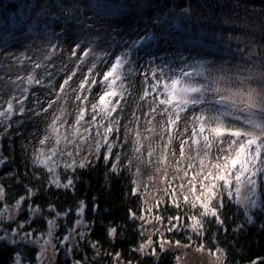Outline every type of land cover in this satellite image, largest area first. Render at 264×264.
<instances>
[{
    "label": "trees",
    "instance_id": "1",
    "mask_svg": "<svg viewBox=\"0 0 264 264\" xmlns=\"http://www.w3.org/2000/svg\"><path fill=\"white\" fill-rule=\"evenodd\" d=\"M185 8L189 9L187 15ZM182 13L184 25L176 29L174 25L180 19H174L173 14ZM126 33L134 36L151 33L156 37L137 48L147 54L155 55L164 47L165 51L201 55L202 70H191L188 72L191 77L183 79L197 87H219L223 90L220 95L256 87L264 79V42H256L264 39V0H0V111L7 109L9 101L14 109L0 116V212L8 206L17 208L13 221H0L1 237L4 230L9 235L14 234L11 239L0 240V264H38L39 247L31 243V236L47 233L51 221L57 220V236L63 243L80 219L88 224L85 235L77 231L72 246L68 242L59 244L53 264H178L182 252L180 256L172 249L162 251L157 247L160 238L183 245L191 243L195 250L198 246L213 252L219 250L221 264H264V174L255 178L254 188L245 185L249 204L232 199L227 190L224 192V206L220 210L223 225L213 218H205L203 236L193 232L190 226L167 230L178 223L170 220L174 216H181L186 225H191L188 217L198 213L200 208L190 209L183 202L181 193L187 195L188 192L178 186L181 180L168 178L165 194H156L154 187H149V181L162 175V155L167 157L166 161L181 160L183 155L187 161L180 168H187L189 163L197 164L195 160H188V155L195 152L187 145L183 146L182 153L181 140L191 144L189 138L195 127L192 115L199 114L207 105L188 107L182 112L170 138L164 131L168 127V115L161 114L165 105L161 108L156 105L158 88L154 85L157 83L142 75L130 58L126 60L127 75L123 80L127 100L121 101L122 111L118 108L114 113V118L119 119V132L108 137L110 140L114 135L119 137L112 149L118 162L104 160V146L98 149L99 159L89 154L86 159L92 164L85 163L75 170L66 167L67 161L65 165H58L57 173L49 172L40 163L42 143L32 138V131L37 129L38 134L41 128L50 131L56 116L52 108L57 105L53 104L51 114L49 109L46 112L43 109L50 100L57 99L67 65L74 63L83 47L96 46L103 48V52L110 48L123 53L122 39ZM249 40L254 51L247 50ZM18 49L40 50L39 54L50 60L39 63L43 64L40 68L30 59L25 60V69L30 72L12 83L7 54ZM190 67L194 68L195 64L190 63ZM29 76L42 83H32L29 89ZM180 76L177 74L174 78ZM142 78L145 84L141 83ZM14 84H18L19 89L22 87V91L15 98L6 99L1 89L6 87L9 93ZM100 84L96 81L88 94L89 104L97 100L95 93ZM21 93L24 97H20ZM73 93L70 82L57 99L61 102L59 106L67 103L70 107ZM213 97L219 99V95L211 92L205 99ZM78 106L75 100L76 113ZM211 107L215 110L213 115L229 113L223 117L226 124L247 127L243 123L247 115L238 107L221 104ZM237 116L239 119H235ZM85 119L91 117L86 115ZM97 123L109 125L107 120L99 118ZM96 130L92 129L93 135ZM68 132L72 133L71 128ZM135 132H139V137ZM92 142L95 144V140ZM212 151L215 154V146ZM60 157L65 159L63 154ZM261 158L264 159V152ZM112 167L117 171L113 172ZM67 179L73 180V187H63ZM53 180H58L61 186ZM170 193L180 200L179 208L172 204ZM239 193L244 194V186ZM81 201L86 205L83 215H80ZM132 213L144 219H133ZM113 228L114 236L110 234ZM150 229H154L153 235ZM148 240L152 245L141 252L140 246ZM152 248L156 255L146 254Z\"/></svg>",
    "mask_w": 264,
    "mask_h": 264
},
{
    "label": "snow or ice",
    "instance_id": "2",
    "mask_svg": "<svg viewBox=\"0 0 264 264\" xmlns=\"http://www.w3.org/2000/svg\"><path fill=\"white\" fill-rule=\"evenodd\" d=\"M188 11V8L184 9L185 13ZM174 27L180 29L179 24H175ZM155 39L156 37L148 33L144 36H137L130 42L126 41V43H129L130 49H137ZM165 39H167V37ZM89 51L90 49L82 51L81 63H83L84 58L89 56ZM75 54L76 51L74 49L73 55ZM126 63L127 61L123 56H119L114 60L102 77L101 84L103 87L97 93L98 99L91 104L88 103V94L96 84L95 78L91 76V71L80 81L79 88L73 89L79 93L75 97L79 102L78 112L75 122L71 125V132L75 137L72 143L76 145L77 151L82 150L81 145H84L88 147L90 155L99 159L98 149L106 146L104 148V160L115 159L118 162V157L113 155L112 149L115 145V141L119 139V137L114 135L111 140L108 137L109 134L119 132V119L114 118V113H116L118 108H121V101L127 100V89L123 83L127 75L124 70ZM35 67L40 68L41 65L37 63ZM77 67H79V65H77ZM75 74V72H72L71 75L63 80L57 93V99H59L61 93L65 92V89L70 85V81ZM155 75L156 73L153 71V76ZM191 75V73L183 72L180 77L171 78L170 82L158 81L154 87L159 88L162 85L164 88V92L157 96V100L160 105H165L161 114L167 113L168 115V127H166L164 131L169 133L170 138L171 133L176 129L182 112L186 111L188 107L195 108L200 105H207V107L200 109L199 114L192 115L195 127L193 128V136L189 138L191 144H189L188 140H181L182 153L183 146L187 145L189 149L195 152V155H188V160H195L197 164L189 163L187 168L177 167L176 171L183 172L184 175L183 177H172L173 181L186 177L188 178L185 180V183L178 185L182 190L188 186V194L185 195L183 192L181 193L183 202L187 204L190 209H195L199 206L200 211L188 217V219L192 221L191 225H186L181 216L171 217L170 220H175L178 223L173 224L167 229L168 231H174L180 227L190 226L193 232L203 236L205 218H213L215 222L220 225L224 223L221 219L220 211L224 206V192L227 190L228 194L231 195L232 189L235 187V191L239 193L240 187L244 185L254 188L256 185L255 178L258 175L264 174V159L261 158L262 152H264V79H261L256 87H246L240 91L233 92L231 95H220L223 90L219 87L209 88L206 85L197 87L183 79V77H191ZM90 80L91 83L89 82ZM27 82L29 84L42 83L41 80L36 79L34 76H29ZM25 91H27V89H25ZM210 92L219 95V99L213 97L212 99L206 100L205 96ZM160 95H163L165 98L160 99ZM55 103V100L49 101L47 108H44L43 111H48ZM7 104V109L5 111H0V116H4L6 113L10 114L14 111L12 103L9 101ZM213 104L231 105L234 108L238 107L239 111L247 113L248 116L243 122L247 127L226 124L223 117L229 113L218 112L213 115L212 113L215 111L211 107ZM0 107H2V105H0ZM168 109H172V112H169ZM155 111L156 109L153 108L152 112ZM86 115L91 117V119L86 120ZM149 115H151V113H149ZM97 118L100 120H107L109 125L105 126L104 124L97 123ZM235 119H239V117L237 116ZM63 121L64 110L60 109L59 113L54 117V122L50 126L51 131L53 133H58L59 129L57 124ZM93 128L97 129L95 135L92 133ZM101 128L103 129L102 132L99 130ZM129 132H132V130H129ZM135 135L139 137L140 134L139 132H135ZM225 136L229 137V139H223ZM97 137L102 139H97ZM49 139H51V136H46L41 140V143H47ZM65 139L67 140L68 138L65 137ZM92 140H95V144H92ZM137 143H139L138 139ZM213 146L216 148L215 154H213L212 151ZM137 151H139V148H137ZM66 154L69 156L72 155L70 152ZM49 159H51V156ZM166 160L167 157L162 155L160 162H166ZM40 163L47 167L49 172L54 171V169L49 166L47 160L40 161ZM85 163L91 165L92 161H85L77 165L73 158V162L68 163L66 167L75 170L77 166L81 168L84 167ZM192 169H195V172H192ZM111 170L113 172L117 171L115 167H112ZM167 179L168 177L165 176V180ZM53 183H56L58 187L61 186L58 180H53ZM197 184H199V189H197ZM73 186L74 182L72 179H67V183L63 185L65 188ZM165 191L168 192V189H165ZM173 191L175 190L173 189ZM0 195H2V189H0ZM189 195L192 197L191 200L189 199ZM170 198L175 207L179 208L181 206L180 200L172 196L171 193ZM212 201H215V204H213ZM237 203H241V201H237ZM79 207L80 215H83V211L86 208L83 201L80 202ZM157 207H159V203ZM95 208L96 206L93 205V211H95ZM131 218L144 219L143 216L137 217L134 213L131 214ZM156 219L160 220V217L157 216ZM115 232V228L110 230V234L113 236ZM190 239L189 237V240ZM152 243L151 240L146 241L140 246L139 250L144 252ZM166 244L171 245L173 241H158L157 247L163 251L165 250L164 246ZM175 244L178 247H192L191 243L181 245L179 241H175ZM93 247H95V245H93ZM196 251L204 252L205 249L203 246H198ZM146 254L156 255L155 248H152L151 252ZM207 254L215 258L216 264H221L219 250L215 252L207 250Z\"/></svg>",
    "mask_w": 264,
    "mask_h": 264
},
{
    "label": "rangeland",
    "instance_id": "3",
    "mask_svg": "<svg viewBox=\"0 0 264 264\" xmlns=\"http://www.w3.org/2000/svg\"><path fill=\"white\" fill-rule=\"evenodd\" d=\"M185 14V13H184ZM188 12L186 13V15ZM183 16V13L179 16H176L173 14L174 19H180L178 24L180 26L184 25L183 21L181 20ZM178 17V18H177ZM244 28H247L246 25H244ZM207 31V30H205ZM137 36L131 35V34H124L123 35V43L122 47L124 48V52L121 51H112V49H108L103 52V48L94 46L93 49L89 51V56L84 58L83 63H81V54L83 50H89L88 47H84L81 50H79L78 57L74 61L73 64L67 65L66 75L65 77L71 75L72 72H75L76 74L71 79V84L73 89H78L80 81L83 80L91 71V76L95 78L96 81H99L101 83L102 77L105 74V72L109 69L111 64L114 62V60L119 57L123 56L126 60L131 59V63L135 64L138 69L140 70L142 75H146V77L150 78L153 83H157L158 81H166L170 82L171 78H174L177 74L181 75L183 72L187 71L190 72L191 70H202V61L203 58L201 55H194V53H184L176 50H170L165 51L164 47L157 52L155 55L153 54H147L143 51H140L138 49H130L129 43L131 40L135 39ZM256 42H264V39H260ZM253 46V43L251 40H249L246 43L247 50H255V48H251ZM75 46H73L74 48ZM40 52V50H38ZM36 51H29V50H23L18 49L13 52H8L7 59H8V66L9 68V74L10 79L12 83L16 82V80L23 78V74H28L30 70L25 69L24 61L25 60H31L35 65L38 63H45L46 61L50 60V57H42L39 52ZM122 54V55H121ZM190 63H194L195 67L191 68ZM41 64V65H43ZM79 65V67H77ZM94 65V67H93ZM153 71H155L156 75L153 76ZM264 71V68H263ZM189 83L191 81H188ZM91 83V80H90ZM141 83L145 84L144 78L141 79ZM32 87V84L29 86V89ZM102 84L98 87L96 90V97L98 99V91L102 88ZM21 89V90H20ZM18 84H14V86L11 88V92L7 93V89L2 88L1 92L5 95H3L6 99L8 98H15L17 96V93L22 91V87H20ZM164 89L158 88V90L155 91V99H156V105L161 108L163 105H160L157 100V96L160 93H163ZM24 93H21L20 97L23 96ZM79 93L77 91H74L72 95L71 105L70 107L67 106V103H63L62 106L61 102L59 100L53 98V100L56 101V107L52 108L53 114L56 115L59 113L60 109L64 110V121L60 124H57V127L59 129L58 133H53L51 131H47V129L41 128V134H38L37 129H33L32 131V138L34 140H38L41 142L46 136H51V139L48 140L47 143H43L40 145V153L39 157L42 159V161L47 160L49 166H51L54 169V173H57L58 165H65L67 162H73V158L76 164L84 163L87 161V157L89 155V149L88 147L81 145L82 150L77 151L76 145L72 143L73 140H75V137L72 135V133H69L68 131L71 128V125L75 122L77 113L74 112L73 104L75 103V97ZM160 99H164L165 97L163 95L159 96ZM51 101V100H50ZM49 113L51 114V108H49ZM245 115L248 116L247 113L243 112ZM191 115L193 113H190ZM54 122V120L51 122ZM37 131V132H36ZM34 133V134H33ZM44 135H43V134ZM65 137L68 139L66 140ZM93 144V142H92ZM158 144V143H157ZM161 146H165V144H158ZM179 148V147H178ZM72 153L71 156L67 155L66 153ZM64 155L65 159L62 160L60 155ZM51 156V159L49 157ZM187 161L186 158H183L178 161H166L163 163L162 166V175L159 174L158 177H155V180L150 179L149 187H154V192L165 194V183L167 180H165V176L168 178L179 176L183 177V172H177L176 168L180 165L185 164ZM179 162V163H177ZM180 168V167H179ZM187 179H180L182 181L181 184L185 183V180ZM153 180V183L152 181ZM186 186L184 189L187 192ZM198 189V188H197ZM246 186L244 185V194L238 193L235 191V188L232 189V199H239L246 204H249V198H247V195L245 194ZM2 195H0L1 198ZM261 197V195L259 194ZM40 212V211H38ZM17 214V208L16 207H5V209L0 212V221L7 219L9 221H13L15 215ZM35 217H38L37 213L35 214ZM58 223L57 220L51 221L49 225V230L45 234H38L37 236H31V243L35 246L39 247V254H38V264H53L58 253H59V244H63L65 242L70 243L72 246L73 243L76 241V238L78 236V232L85 235L88 224L84 222L82 219H80L75 228L69 230L70 236L69 238L66 237L63 243H61V240L57 236L58 233ZM23 226V225H21ZM2 232V231H1ZM16 232V231H15ZM14 232V233H15ZM149 233L153 235L154 229H150ZM3 236H0V240L2 239H11L14 237V234H10L7 231L2 232ZM158 241H166L164 239H159ZM183 245V244H181ZM59 246V247H58ZM62 247V245H61ZM165 249H172L175 252L180 254L182 252V257L178 259V264H216V260L214 257H211L207 254V250L205 249L204 252H198L195 249H192V247H178L175 243L168 245L166 244L164 246ZM185 249V250H184Z\"/></svg>",
    "mask_w": 264,
    "mask_h": 264
}]
</instances>
